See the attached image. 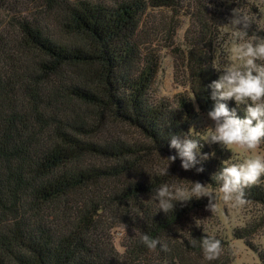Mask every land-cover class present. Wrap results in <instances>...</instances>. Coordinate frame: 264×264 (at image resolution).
<instances>
[{
  "label": "trees",
  "instance_id": "1",
  "mask_svg": "<svg viewBox=\"0 0 264 264\" xmlns=\"http://www.w3.org/2000/svg\"><path fill=\"white\" fill-rule=\"evenodd\" d=\"M27 1L36 11L25 8L24 16L16 0H0L6 15L0 23V264H139L151 252L141 233L169 246L164 241L171 226L198 206L174 202L165 214L148 203L170 181L158 170L143 173L153 156L167 165L176 156L168 169L181 168L171 136L189 133L200 141L196 163L186 172L212 188H219L214 176L225 162L239 164L229 150L208 146L191 129L199 113L216 104L208 87L217 80L210 43L201 40L186 53L189 94L157 100L150 96L157 58L140 52V20L150 9L175 13L183 0ZM194 1L199 7L193 19L206 26L201 18L207 8ZM35 16L51 19L43 24ZM254 34L264 37V31ZM226 103L243 118L245 105ZM115 127L139 138L122 140L112 133ZM245 191L249 204L264 208V176ZM104 214L119 223L140 221L124 258L99 247ZM246 236L239 231L235 237L251 248ZM206 237L192 233L182 247L199 254ZM154 251L165 253L161 245ZM172 261L198 264L181 256L164 262Z\"/></svg>",
  "mask_w": 264,
  "mask_h": 264
},
{
  "label": "rangeland",
  "instance_id": "2",
  "mask_svg": "<svg viewBox=\"0 0 264 264\" xmlns=\"http://www.w3.org/2000/svg\"><path fill=\"white\" fill-rule=\"evenodd\" d=\"M201 1L205 9L207 8V16L201 18L202 22L206 21V26L198 24L196 19H193V15L197 14L199 7L196 6L194 0H183L175 13L168 9L158 11L150 9L141 18L137 36L141 45L140 52L142 56L149 53L153 54L157 58L158 64V71L150 92L152 98L165 99L171 102L178 95L189 94L185 57L189 46L195 45L201 40L203 43H210L209 56L212 58L217 80L225 74L226 67L239 63L234 59L231 51L235 37L232 27L228 25L233 18L232 14L235 9L239 11L240 15L249 18L250 25L247 29L249 35L264 31V0ZM15 3L20 13L24 9V16L27 15L25 8L33 13L36 11L34 9L35 3L32 1L16 0ZM4 17L6 15L2 9L0 10V23L5 20ZM40 17L32 18L39 22L42 21L43 24L50 22V20L47 21L51 19L49 16H45V19ZM205 30L207 31L206 35L203 33ZM51 31L54 34L57 33L54 28H50ZM11 32L12 30L9 32L10 36ZM258 63H264V61H258ZM233 102L235 103V101ZM214 127L215 122L206 113H199L196 120L191 124V129L200 133L210 147L216 143L206 140V136ZM112 133L120 136L122 140H137L139 138L137 133L123 127H115ZM98 139L99 137L92 138L94 141H98ZM219 145L225 148L222 144ZM227 150L231 152L235 161L242 163L245 159L257 154L264 157V142L255 152H249L236 146ZM152 159L150 168L142 170L144 174H150L153 170L160 171L169 168L160 156L155 155ZM168 170L169 185L181 184L190 189L192 187L191 182H196L194 177L181 168ZM209 190L216 197L217 210L215 212L206 210L209 203L207 197L200 199L193 197L192 201L197 202L198 206L171 226V235L169 233L165 235L164 243H169L168 250L165 253L151 250L150 253L140 259L139 264H167L164 262L165 258L173 259L176 256L186 257L198 264L207 263L208 260L204 258L203 251L199 254H191L182 247V241H187L192 233L221 241L223 250L219 258L214 260L218 263L264 264V208L249 203L243 207H233L231 203H225L220 199L221 193L218 189L209 186ZM148 203L157 207V202L153 200H149ZM117 219L118 217L113 218L109 214H104L99 219L100 225L97 229L101 239L99 247L104 251H114L117 257L124 258L130 240L139 235L140 221L132 220L127 223H119ZM122 224L126 225L125 230ZM239 231L248 235L246 240L251 248L247 247L244 239L235 237ZM174 247L178 251L170 252ZM160 257L164 258L160 259ZM172 262L175 264L174 261Z\"/></svg>",
  "mask_w": 264,
  "mask_h": 264
},
{
  "label": "clouds",
  "instance_id": "3",
  "mask_svg": "<svg viewBox=\"0 0 264 264\" xmlns=\"http://www.w3.org/2000/svg\"><path fill=\"white\" fill-rule=\"evenodd\" d=\"M232 15L233 18L228 23L235 37L231 51L239 63L226 67L225 74L208 85L212 89L211 99L216 101V104L213 110L208 112L209 118L215 122V127L207 133L206 140L222 144L227 149L236 146L255 152L264 142V63H258L264 61V37L248 34L249 18L240 15L237 9ZM227 101L245 105L243 118L237 115L234 108L229 109ZM181 135L183 138L171 136L170 147L177 150L182 161L181 168L188 171L196 163V156L202 144L189 133ZM176 158L171 156L167 160L170 164L175 162ZM203 158L208 159L209 156ZM197 171L202 172L203 168ZM160 174L168 175V167L161 169ZM262 176L264 157L257 154L239 164L225 162L214 178L219 182L220 199L231 203L233 207H243L250 203L245 190L256 185ZM191 184L192 187L188 189L181 184L165 183L155 190L151 200L157 202L159 210L166 214L174 210V202H188L193 197H207L209 203L206 210L215 212L218 204L209 186L199 181ZM122 225L125 230L126 225ZM140 240L149 250H155L158 245H161L163 251L168 250L167 245H162L159 238L148 234L141 233ZM192 245L195 247L197 240L193 239ZM199 245L208 261L218 259L223 250L221 241L210 237L202 238Z\"/></svg>",
  "mask_w": 264,
  "mask_h": 264
}]
</instances>
